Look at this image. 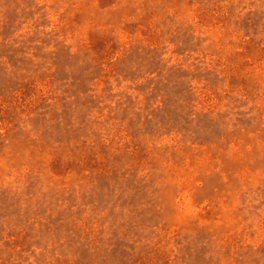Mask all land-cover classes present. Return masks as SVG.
Here are the masks:
<instances>
[{
    "label": "rangeland",
    "instance_id": "obj_1",
    "mask_svg": "<svg viewBox=\"0 0 264 264\" xmlns=\"http://www.w3.org/2000/svg\"><path fill=\"white\" fill-rule=\"evenodd\" d=\"M0 264H264V0H0Z\"/></svg>",
    "mask_w": 264,
    "mask_h": 264
}]
</instances>
